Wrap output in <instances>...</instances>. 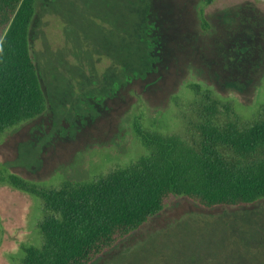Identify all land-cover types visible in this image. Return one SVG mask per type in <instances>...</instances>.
<instances>
[{
	"label": "rangeland",
	"instance_id": "1",
	"mask_svg": "<svg viewBox=\"0 0 264 264\" xmlns=\"http://www.w3.org/2000/svg\"><path fill=\"white\" fill-rule=\"evenodd\" d=\"M29 40L48 110L0 138V264L41 244L44 219L3 176L47 189L94 181L145 153L135 122L189 139L208 119L246 126L263 114L264 0H39ZM263 220L264 200L207 210L173 197L91 264H259Z\"/></svg>",
	"mask_w": 264,
	"mask_h": 264
},
{
	"label": "trees",
	"instance_id": "2",
	"mask_svg": "<svg viewBox=\"0 0 264 264\" xmlns=\"http://www.w3.org/2000/svg\"><path fill=\"white\" fill-rule=\"evenodd\" d=\"M38 1L0 0V138L48 110L29 40ZM199 22L208 33L203 9ZM198 129L185 139L135 122L133 131L145 153L94 181L47 189L15 174L3 176L10 187L39 200L44 214L38 224L42 242L22 246L20 264H91L162 212L173 197L207 210L263 201L264 110L246 126H221L208 119ZM255 229L253 248L261 253L264 220Z\"/></svg>",
	"mask_w": 264,
	"mask_h": 264
}]
</instances>
